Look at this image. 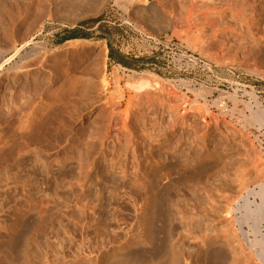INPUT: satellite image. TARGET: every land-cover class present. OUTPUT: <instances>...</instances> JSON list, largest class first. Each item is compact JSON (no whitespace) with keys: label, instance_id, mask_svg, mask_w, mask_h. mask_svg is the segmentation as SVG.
Wrapping results in <instances>:
<instances>
[{"label":"rangeland","instance_id":"1","mask_svg":"<svg viewBox=\"0 0 264 264\" xmlns=\"http://www.w3.org/2000/svg\"><path fill=\"white\" fill-rule=\"evenodd\" d=\"M4 2L0 264H263L264 0Z\"/></svg>","mask_w":264,"mask_h":264},{"label":"bare ground","instance_id":"2","mask_svg":"<svg viewBox=\"0 0 264 264\" xmlns=\"http://www.w3.org/2000/svg\"><path fill=\"white\" fill-rule=\"evenodd\" d=\"M10 1V0H9ZM8 0H6V2H7V4H8V6H9V8L10 9H12L13 8V6L15 5V4H18L17 3V0H12L11 2H9ZM72 1H74V3H76L75 1H77V0H58V8L61 10L60 12H62V15H64V20H66V22H68V23H70V24H72V25H75V23L77 22V21H79L80 19H82V18H84V17H87V16H89V15H92V14H96V13H99V11L101 10V8H98V9H93V10H90L89 11V9H88V11L86 10L85 12H79L78 13V11L80 10V8L77 6H74V4H73V2ZM79 1H82V0H79ZM9 2V3H8ZM135 2H137V4L139 3L140 4V2H143V3H145L144 2V0H116V4L118 5L119 4V6L121 5V6H123V7H125V6H127V4H134ZM3 3V2H2ZM1 3V4H2ZM5 3V2H4ZM6 4V3H5ZM6 4V5H7ZM11 5H13L12 7H11ZM7 6V7H8ZM57 6V5H56ZM16 7V6H15ZM5 9V8H4ZM11 11V10H10ZM9 13H11V12H9ZM151 23H153V21L151 20ZM154 24V23H153ZM155 25V24H154ZM177 32V31H176ZM182 37V36H181ZM184 37V36H183ZM186 38H188V37H186ZM185 38V39H186ZM181 39H183V38H181ZM188 41V40H187ZM188 42H190V40L188 41ZM189 44V43H188ZM190 45V44H189ZM194 46V45H193ZM35 48H37V47H35ZM9 49V48H8ZM13 50V49H12ZM21 51H22V48H15V53L14 54H16V55H19V57L21 58V57H23L24 56V54H21ZM32 52V51H31ZM25 53V52H24ZM3 54V53H2ZM27 54V53H26ZM23 55V56H22ZM27 56V55H26ZM8 57V56H7ZM7 57H5V58H1V60H0V67L3 65V64H5V62H7L10 58H7ZM15 59V58H14ZM13 59V60H14ZM210 59V58H209ZM21 60H23V59H21ZM19 61V60H18ZM14 62V61H13ZM216 62H217V60H216ZM21 63V62H20ZM19 63V64H20ZM16 64V63H15ZM18 64V63H17ZM16 64V65H17ZM23 65V64H22ZM10 66V65H9ZM18 67H21V66H16V67H10V71H11V68H13L12 69V71L13 70H16V72H17V69H18ZM23 67V66H22ZM3 68V67H2ZM14 74V73H13ZM136 84H137V86L139 87V88H148L149 86L150 87H152V88H155V89H169L168 87L169 86H167L165 83V85H163V83H161L159 80H157V79H153L152 77H150L149 75L148 76H145V77H142V76H137L136 77ZM174 93V92H173ZM178 95V94H177ZM250 95V94H249ZM255 97V96H254ZM179 99H178V103H179V105H181L182 106V104H184L185 102H188V99H186V97H184V96H179L178 97ZM254 99H256V98H254ZM180 101V102H179ZM190 102V101H189ZM256 103V102H255ZM257 104V103H256ZM258 106V105H257ZM258 109V108H257ZM254 113V112H253ZM263 114V113H262ZM245 116V115H244ZM256 116V115H255ZM263 116V115H262ZM261 116V117H262ZM245 118H246V116H245ZM248 118V117H247ZM260 119H262V118H260ZM259 119V120H260ZM246 120V119H245ZM249 121H250V119H249ZM261 121H264V120H261ZM252 122V121H251ZM256 122V121H255ZM252 123H254V122H252ZM4 168V167H3ZM2 168V169H3ZM263 184L261 183V185L259 184V190L261 189L262 190V187L264 186H262ZM250 190L251 189H249V193H250ZM261 190H260V192H261ZM248 191V190H247ZM262 191H264V190H262ZM252 192V191H251ZM253 192H255L254 190H253ZM259 192V195L260 194H262V193H260ZM257 193V192H256ZM256 193H254V194H256ZM250 194H252V193H250ZM247 195H249L248 193H247ZM258 195V194H257ZM260 196H262V195H260ZM263 198V197H262ZM261 198V199H262ZM262 200H264V198L262 199ZM264 201H262V203H263ZM255 203H253V205H254ZM250 205H251V202H249L248 201V199L247 198H244L243 196H242V198H240V200H239V202H238V204H237V208H238V210L239 209H245L244 210V213L245 214H243L242 216H241V219H237L238 220V222H240V224L243 222V221H245L247 218L249 219H251L252 220V226H253V232H255V233H258V231L260 230V228H258V222L260 223V220H262V219H264V207H256L255 209H250ZM257 205V204H256ZM264 205V204H263ZM262 206V205H261ZM254 207H255V205H254ZM235 209V208H234ZM253 214H255V215H253ZM247 219V220H248ZM262 221H264V220H262ZM251 226V225H250ZM259 229V230H258ZM244 232V231H243ZM260 233V232H259ZM244 234V233H243ZM247 235V234H246ZM256 235V234H255ZM261 237L260 238H258V239H256V240H254L253 241V243L254 244H256L257 243V245L259 244L261 247L262 246H264V234H262V235H260ZM245 236H243V238H244ZM248 242L251 244L252 242H250L249 240H248ZM252 248H254V245L252 246V245H250ZM251 248V249H252ZM256 255H257V257H259V259L261 260V261H263L264 262V258H263V256H262V252L260 251V252H257L256 253ZM262 262V263H263ZM168 264H169V262H168ZM264 264V263H263Z\"/></svg>","mask_w":264,"mask_h":264},{"label":"built area","instance_id":"3","mask_svg":"<svg viewBox=\"0 0 264 264\" xmlns=\"http://www.w3.org/2000/svg\"><path fill=\"white\" fill-rule=\"evenodd\" d=\"M161 44V41H158ZM164 47H166L170 53L171 62L174 63L175 67L182 73L190 74L193 70H200L203 73L209 75L213 71L210 64L200 56L193 52H189L179 42H171L165 40Z\"/></svg>","mask_w":264,"mask_h":264},{"label":"trees","instance_id":"4","mask_svg":"<svg viewBox=\"0 0 264 264\" xmlns=\"http://www.w3.org/2000/svg\"><path fill=\"white\" fill-rule=\"evenodd\" d=\"M74 36H77V35H75V34L69 35V37H74ZM109 56H111V54H109Z\"/></svg>","mask_w":264,"mask_h":264}]
</instances>
